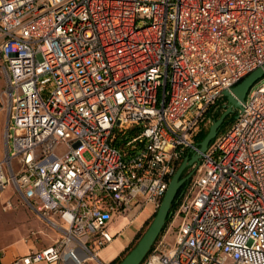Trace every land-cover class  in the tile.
Wrapping results in <instances>:
<instances>
[{"label": "built area", "instance_id": "2783aa9c", "mask_svg": "<svg viewBox=\"0 0 264 264\" xmlns=\"http://www.w3.org/2000/svg\"><path fill=\"white\" fill-rule=\"evenodd\" d=\"M263 65L264 0H0V191L60 232L13 264H108L109 219L159 208L198 153L141 264H264V76L200 151Z\"/></svg>", "mask_w": 264, "mask_h": 264}, {"label": "crops", "instance_id": "0c3cea01", "mask_svg": "<svg viewBox=\"0 0 264 264\" xmlns=\"http://www.w3.org/2000/svg\"><path fill=\"white\" fill-rule=\"evenodd\" d=\"M7 121L6 113H0V160L4 156L5 140L4 132ZM10 188V187H9ZM7 188L0 191V264H13L18 256L40 251L53 244L59 237L60 232L52 227L49 222L40 216L33 208L23 203L18 194L13 189ZM11 196H17L18 201L14 202L15 207L4 209V204ZM25 204V205H23ZM27 211V217L19 218L17 214L21 207ZM28 206V207H27ZM31 208V209H29ZM156 211L155 205L145 202L136 205L127 214L113 215L107 225L106 230L113 236V239L99 251V257L104 263H112L118 259L134 241L135 237L144 227L146 222ZM9 212L15 213L11 217H6ZM37 264H67L64 262ZM88 264H95L89 262Z\"/></svg>", "mask_w": 264, "mask_h": 264}, {"label": "water", "instance_id": "95a60500", "mask_svg": "<svg viewBox=\"0 0 264 264\" xmlns=\"http://www.w3.org/2000/svg\"><path fill=\"white\" fill-rule=\"evenodd\" d=\"M263 76L264 65L245 77L239 84L232 88L231 92H224V95L229 101L230 105L222 112L219 118L210 125L208 134L200 142L201 152L206 151L210 141L217 135L226 117L234 112V108L241 106V103L245 101L251 86ZM200 156L201 155L198 153L193 155L190 159L186 157L183 160L176 173L173 175L161 205L159 206L149 227L138 240L136 245L118 264H141L143 262L163 231L168 217L171 214V208L179 190L192 176V172L185 175L187 167L194 164L195 162H199Z\"/></svg>", "mask_w": 264, "mask_h": 264}, {"label": "rangeland", "instance_id": "374dc122", "mask_svg": "<svg viewBox=\"0 0 264 264\" xmlns=\"http://www.w3.org/2000/svg\"><path fill=\"white\" fill-rule=\"evenodd\" d=\"M0 86H3V82H0ZM0 113H5V111H0ZM234 116H235V114L234 113H231V114H229L227 117H226V119H225V121H224V123L222 124V126H221V128H220V130L219 131H222V130H224V129H226L227 128V126L230 124V122L233 120V118H234ZM208 131H209V128H208ZM137 132L136 131H130L129 133H128V135H127V139H131L132 137H134V135L136 134ZM124 141V140H123ZM85 157H86V159H90L91 158V156H90V154L89 153H86L85 154ZM9 189H12V191H13V187H10ZM12 197V201H14V202H16V201H18V197L17 196H11ZM23 205H25V204H23ZM28 207V206H27ZM29 209H31V208H29ZM157 210H158V208H156V211L154 212V214L151 216V218L146 222V224L144 225V227L141 229V231H139V233L137 234V236L135 237V239H134V241L132 242V244L126 249V250H124L123 252H122V254L118 257V259L116 260V261H119V260H122L128 253H129V251L136 245V243L138 242V240L141 238V236L144 234V232L147 230V228L149 227V225H150V223L152 222V220H153V218H154V216H155V214H156V212H157ZM13 215H15V213H13V212H9L8 214H7V216L6 217H9L10 219H11V217L13 216ZM17 216L19 217V218H22V217H27V211H26V209L22 206L21 207V209H20V211H19V214H17ZM45 219V218H44ZM46 220V219H45ZM47 220H46V224H47ZM110 225V221H108V226ZM174 236H175V233H174V230H171V231H169L168 232V234L166 235V242L168 243V244H170V245H172L173 244V242H174Z\"/></svg>", "mask_w": 264, "mask_h": 264}, {"label": "trees", "instance_id": "16d2710c", "mask_svg": "<svg viewBox=\"0 0 264 264\" xmlns=\"http://www.w3.org/2000/svg\"><path fill=\"white\" fill-rule=\"evenodd\" d=\"M221 114H222V113H220L219 116H220ZM207 134H208V128L205 129V130L201 133V135H200V141H202V140L205 138V136H206ZM178 193H180V190H179ZM178 195H179V194H177L176 199H175L174 202H173V205H172V208H171V212H172V211L174 210V208L176 207L177 200H178ZM168 218H169V217H168ZM120 261H121V260H119V261H114V262H112V263H110V264H118Z\"/></svg>", "mask_w": 264, "mask_h": 264}]
</instances>
